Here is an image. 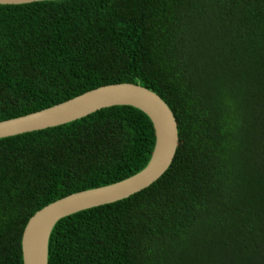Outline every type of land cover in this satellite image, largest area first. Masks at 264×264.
<instances>
[{
    "label": "trees",
    "instance_id": "16d2710c",
    "mask_svg": "<svg viewBox=\"0 0 264 264\" xmlns=\"http://www.w3.org/2000/svg\"><path fill=\"white\" fill-rule=\"evenodd\" d=\"M116 83L174 114L167 170L54 225L46 264H264V0L0 4V121ZM141 110L110 106L0 138V264H23L28 219L150 160Z\"/></svg>",
    "mask_w": 264,
    "mask_h": 264
},
{
    "label": "water",
    "instance_id": "95a60500",
    "mask_svg": "<svg viewBox=\"0 0 264 264\" xmlns=\"http://www.w3.org/2000/svg\"><path fill=\"white\" fill-rule=\"evenodd\" d=\"M42 0H0L22 4ZM128 105L144 112L155 129V146L147 165L120 181L71 193L36 211L24 226L21 238L23 264H35L36 248L43 240L44 264L51 230L60 219L81 210L124 199L156 181L169 167L177 148L174 114L152 90L134 83L102 85L50 107L0 121V138L54 127L83 118L110 106Z\"/></svg>",
    "mask_w": 264,
    "mask_h": 264
},
{
    "label": "bare ground",
    "instance_id": "6f19581e",
    "mask_svg": "<svg viewBox=\"0 0 264 264\" xmlns=\"http://www.w3.org/2000/svg\"><path fill=\"white\" fill-rule=\"evenodd\" d=\"M39 245L36 248V254H35V264H44V250H42L43 246V240L39 241Z\"/></svg>",
    "mask_w": 264,
    "mask_h": 264
}]
</instances>
